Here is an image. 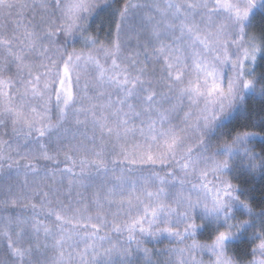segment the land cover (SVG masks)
<instances>
[{
  "label": "snow or ice",
  "instance_id": "snow-or-ice-1",
  "mask_svg": "<svg viewBox=\"0 0 264 264\" xmlns=\"http://www.w3.org/2000/svg\"><path fill=\"white\" fill-rule=\"evenodd\" d=\"M96 10L0 0L13 21L0 32V173L25 177L0 200L21 210L0 217V264H159L146 245L162 239L164 264H264V206L241 182L264 179V0H124L103 40ZM133 39L143 62L122 56ZM236 241L246 261L229 255Z\"/></svg>",
  "mask_w": 264,
  "mask_h": 264
},
{
  "label": "trees",
  "instance_id": "trees-1",
  "mask_svg": "<svg viewBox=\"0 0 264 264\" xmlns=\"http://www.w3.org/2000/svg\"><path fill=\"white\" fill-rule=\"evenodd\" d=\"M133 3H150L151 0H132ZM124 0H96L97 4V10L96 13L91 18V28L90 31L94 34H97L102 40L105 39L109 33L115 34V21L119 19L117 15V9L121 8L123 6ZM14 19V18H13ZM261 24H264V19H261L260 16L256 17L255 25L257 28ZM13 21L12 20H4L0 18V32L7 31L9 34L12 30ZM137 26V18L134 16L129 17V21L127 26L124 29V32L122 34V39L126 40L127 37L131 34L130 29L132 27ZM136 53H139V56L137 57L139 61L143 62L145 57L143 54V51L136 46L135 40H131L129 43L125 45L122 51V56H135ZM5 54L3 52H0V59L3 58ZM153 65L149 66V71H151V68ZM157 69H159V65H155ZM264 67V66H262ZM260 69H258L259 71ZM16 74V68L15 65H12L11 71L7 72L5 74V78L8 77H15ZM259 108V102H252L250 104V109L253 111V119H258V117L255 115V113L258 111ZM4 130H0V132H3ZM8 135L3 136L5 140L10 139L11 132L10 129L7 130ZM22 143V141H21ZM258 150V149H257ZM60 164L59 167L62 169L66 166V162L64 161L63 154L59 156ZM41 167H49V168H55L56 165L52 162L47 161H40ZM70 166V165H67ZM116 174H119V170H117ZM144 175H147V173H143ZM111 175V173H110ZM140 175L139 173L135 174V176ZM134 176V178H135ZM29 183L33 181V177L29 176L28 178ZM25 180V177L21 175H17L15 170L11 172H5L0 173V200L5 199L4 190L11 186L14 193H17L19 191V186L23 184ZM241 182L243 185L247 188H249V196L251 197V203L255 209L258 210L259 207L264 206V179H261V177L256 176L255 178H248V177H241ZM95 188H89V189H79L80 193L86 198L90 197L92 192L95 191ZM62 192L67 191V185L65 183V186L61 189ZM63 198V197H62ZM72 199H78L75 192L72 193ZM19 208H11L4 209L2 206H0V217H7L9 215H15L20 214ZM107 211V209H105ZM112 211H115V209H112ZM96 209L94 206L89 205V212L87 214L89 215H95ZM24 216H27L30 218V210H25L23 212ZM197 239L201 242H205L208 240L207 234H198ZM244 240H247V237L244 238ZM169 243L171 246V242L167 241L165 239H162L161 241H149L147 243V247L150 249H154L157 253V255L153 256L154 261H159V264H164V262L167 259V256L163 253L162 250L165 249L164 245L166 243ZM40 243L43 244V236L40 237ZM247 251H250V246L247 249ZM5 255V247L3 241H0V257H4ZM48 256H51V252L49 251L47 253ZM229 255L235 256L237 259L247 260L250 257L246 255V248L245 244L242 241H236L229 249ZM205 259H207V256H205Z\"/></svg>",
  "mask_w": 264,
  "mask_h": 264
},
{
  "label": "rangeland",
  "instance_id": "rangeland-1",
  "mask_svg": "<svg viewBox=\"0 0 264 264\" xmlns=\"http://www.w3.org/2000/svg\"><path fill=\"white\" fill-rule=\"evenodd\" d=\"M165 240L169 241L168 239H165ZM188 242L190 243L191 241H188ZM168 245H170L168 242L164 245L165 249L168 247Z\"/></svg>",
  "mask_w": 264,
  "mask_h": 264
}]
</instances>
